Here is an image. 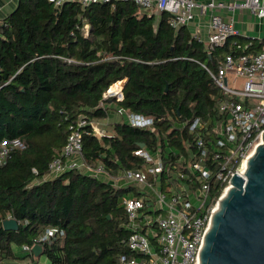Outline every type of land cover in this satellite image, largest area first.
<instances>
[{
  "label": "trees",
  "instance_id": "16d2710c",
  "mask_svg": "<svg viewBox=\"0 0 264 264\" xmlns=\"http://www.w3.org/2000/svg\"><path fill=\"white\" fill-rule=\"evenodd\" d=\"M139 11L121 1L57 8L46 0H18L2 19L0 142L22 147L10 144L0 166V262L14 258V248L34 245L46 229L63 233L38 244L47 264H119L121 255H129L121 201L136 189L115 187L89 170L46 178L70 124L105 119L109 100L121 111L151 118L150 129L113 122L111 137L98 138L84 126L81 158L91 170L101 166L115 177L147 166L133 153L143 145L174 177V171H187L189 151L196 152L197 134L187 125L199 118L211 128L220 118L222 96L203 66L216 70L242 42L226 39L208 51L185 27L173 29L167 14ZM122 80V99L104 98ZM220 194L211 180L207 202ZM7 218L17 221L16 231L2 228ZM39 257L30 252L19 259L35 264Z\"/></svg>",
  "mask_w": 264,
  "mask_h": 264
},
{
  "label": "built area",
  "instance_id": "2783aa9c",
  "mask_svg": "<svg viewBox=\"0 0 264 264\" xmlns=\"http://www.w3.org/2000/svg\"><path fill=\"white\" fill-rule=\"evenodd\" d=\"M46 1L57 8L70 2L79 3L84 7L113 1L126 2L140 11L167 14L169 25L175 30L191 22L196 9L203 13L207 9L222 7V4L213 0L206 3L197 0ZM238 6L248 9L258 18H264V0H243ZM209 27L211 33L206 40L194 37L208 51L222 46L228 37L238 34L231 24L224 22L216 14H211ZM236 47L237 51L227 54L216 70L203 66L222 96L217 104L220 118L215 120L211 128L199 118L187 125L189 132L197 134L196 152L189 151L187 171H174L173 177L170 168L164 167L158 153L151 156L143 148H138L133 153L142 158L147 166L142 170H123L121 179L147 187L152 192L153 200L145 201L134 195L122 199L121 206L126 214V228L129 231L125 245L130 253L121 255L118 258L119 264H198L197 255L202 237L209 227L210 217L217 202L230 187L231 177L234 174L242 176L243 165L260 142L264 130V42L254 54L245 53L248 45ZM108 90L104 98L112 95L118 100L122 99L121 88L113 92ZM128 123L132 127L144 129H150L153 125L151 118L131 113H128ZM86 125L93 129L92 123H87L84 118L69 125V134L61 155L48 165L49 174L59 175L83 167L98 176L115 181L116 179L110 177L101 166L91 170L83 162L80 129ZM10 144L22 147L18 141L0 142V166L5 163L11 149ZM75 156H78L81 162L74 161L72 157ZM149 176L163 178L169 187L172 186L170 192L164 193L149 185ZM181 179L189 184H180ZM211 180L217 181L221 194L209 204L207 201ZM57 233L63 234L55 229H46L34 241V245L48 241ZM34 245H24L21 250L30 253Z\"/></svg>",
  "mask_w": 264,
  "mask_h": 264
},
{
  "label": "water",
  "instance_id": "95a60500",
  "mask_svg": "<svg viewBox=\"0 0 264 264\" xmlns=\"http://www.w3.org/2000/svg\"><path fill=\"white\" fill-rule=\"evenodd\" d=\"M229 183L202 237L198 264H264V130L242 176L234 174ZM2 228L16 231L18 223L6 219ZM32 252L38 256L41 247L34 245Z\"/></svg>",
  "mask_w": 264,
  "mask_h": 264
},
{
  "label": "crops",
  "instance_id": "0c3cea01",
  "mask_svg": "<svg viewBox=\"0 0 264 264\" xmlns=\"http://www.w3.org/2000/svg\"><path fill=\"white\" fill-rule=\"evenodd\" d=\"M18 0H2L0 1V23L6 15H8L16 6ZM200 3H206L209 0H197ZM216 3L222 4L221 8L218 9H207L205 12L201 13L197 9L194 10L193 20L189 22L185 27V29L189 32L190 36L200 37L203 40H206L208 34L211 33V29L209 27V18L211 14L218 15L224 22L229 23L232 27L237 31V36L228 37L227 40L230 44H235L236 41L242 42V45L251 46V51L249 54H254L258 52L264 42V18H258L253 13H251L248 9L241 8L238 5L243 2V0H213ZM261 1V0H260ZM147 15L153 14L158 16L160 13L157 11L152 12H143ZM238 45V44H237ZM123 81V80H122ZM122 81L116 82L119 88H121ZM118 88V89H119ZM122 95V89H121ZM114 97V96H113ZM107 98V97H106ZM118 100V99H117ZM103 107L107 110V117L102 120H94L92 122L93 131L96 135V132L99 133L98 138L100 137H111L113 135V130L111 124L113 122H124L128 123V113L121 111L115 104V101L109 100L104 103ZM120 112V113H119ZM148 118V117H146ZM129 124V123H128ZM144 129V128H142ZM74 161L81 162L78 156L72 157ZM80 170V169H79ZM84 172H88L86 169L83 168ZM123 171H119L117 176H111L114 180L106 179L104 176L97 175L93 173L97 178L104 182H109L115 187H129L136 189V192L132 191L129 194L134 196H140L145 201L151 202L153 198L151 197V190L145 186H138L135 184L127 183L121 179V174ZM89 173V172H88ZM92 174V172H91ZM54 177L53 174H47V177ZM163 178H152L151 176L148 177L149 185L152 187L158 188L160 191L164 193H169L170 189ZM153 206V204H152ZM33 253V252H32ZM14 258L4 260L1 262L2 264H34L32 262H24L19 258L26 255L20 251V253L14 252ZM36 258L39 257L34 255ZM35 264H47L44 257H39Z\"/></svg>",
  "mask_w": 264,
  "mask_h": 264
},
{
  "label": "rangeland",
  "instance_id": "374dc122",
  "mask_svg": "<svg viewBox=\"0 0 264 264\" xmlns=\"http://www.w3.org/2000/svg\"><path fill=\"white\" fill-rule=\"evenodd\" d=\"M111 97H113L112 95H110L109 97H107V98H111ZM96 136H99V133L98 132H96ZM80 170H83V167H80ZM14 252H16V253H20V248H14ZM44 259H45V261H46V263H47V259L44 257Z\"/></svg>",
  "mask_w": 264,
  "mask_h": 264
},
{
  "label": "bare ground",
  "instance_id": "6f19581e",
  "mask_svg": "<svg viewBox=\"0 0 264 264\" xmlns=\"http://www.w3.org/2000/svg\"><path fill=\"white\" fill-rule=\"evenodd\" d=\"M118 88H119L118 84H115V85L113 86V88L109 90V92H113V91H115V90H118ZM243 167H245V163H244Z\"/></svg>",
  "mask_w": 264,
  "mask_h": 264
}]
</instances>
